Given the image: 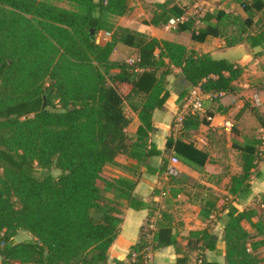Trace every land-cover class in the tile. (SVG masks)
<instances>
[{
  "label": "trees",
  "instance_id": "16d2710c",
  "mask_svg": "<svg viewBox=\"0 0 264 264\" xmlns=\"http://www.w3.org/2000/svg\"><path fill=\"white\" fill-rule=\"evenodd\" d=\"M61 1L74 10L40 0H0L1 264H107L121 223V201L136 210L143 204L132 197L134 176L107 179L105 168L116 167L118 157L144 163L162 154L149 134L154 111L170 97L164 59L182 69L186 87L199 85L211 94L231 93L243 72L235 64L208 55L194 58L181 45L119 28L109 42L97 43L99 33L115 29L113 18L126 14L128 0ZM260 2L258 29L247 38L252 47L264 45V0ZM220 19L218 27L232 25L241 32L244 26L230 14ZM117 33L131 40L136 61L110 59ZM241 41L233 34L226 46ZM159 68L166 69L161 76ZM123 83L131 85L127 95L117 87ZM186 87L182 85L178 100L187 94ZM126 102L140 122L133 137L125 133L132 120ZM254 151L243 154L242 174L233 178L237 187L249 180ZM37 169L43 172L37 174ZM102 186L116 195L103 196ZM253 215L250 210L228 212L222 234L225 264H263L255 251L264 240L253 244L242 226L246 221L254 227ZM19 231L34 239L16 242ZM146 235L143 228L126 260L113 264H144L140 253ZM153 240L156 251L161 244ZM133 254L138 255L134 260Z\"/></svg>",
  "mask_w": 264,
  "mask_h": 264
},
{
  "label": "crops",
  "instance_id": "0c3cea01",
  "mask_svg": "<svg viewBox=\"0 0 264 264\" xmlns=\"http://www.w3.org/2000/svg\"><path fill=\"white\" fill-rule=\"evenodd\" d=\"M192 1L128 0L126 14L112 20L113 32H101L97 36V43H106L117 28L128 30L159 42L181 45L194 52V58L208 55L243 70L233 83V91L222 94L214 102L205 101L200 120L188 119L182 134L175 138L172 122L185 97L178 100L182 85L186 87V84L182 80V69L169 65L164 59L166 69L170 70L165 76V81L170 84L166 87L170 97L161 109L154 111L153 131L149 134V142L162 154L144 163L118 157L116 167L105 168L115 173L111 179L134 176L136 185L132 197L143 204L136 210L121 201V223L107 251V264H113V260H126L130 248L139 241L141 230L156 214L159 219L153 239L156 237L161 247L154 252L152 264H189L193 262L191 255L198 253L205 256V261L225 264L222 234L231 209L254 212L251 221L256 225L252 227L245 221L242 226L250 234L253 244L259 245L264 240V157L259 155V139L252 137L253 128L247 123L248 119L252 120L249 108L254 106L253 96L259 99L264 113V45L252 47V40H247L256 34L263 6L260 0H210L209 11L198 21L189 19L182 24L169 25L171 20L184 16ZM226 14L244 22L241 32L232 25L218 27L222 23L220 17ZM233 34L243 41L227 47L226 39ZM117 37L110 59L126 63L136 61L138 51L130 46L131 40H123L120 33ZM158 54L156 50V57ZM164 69H158V76ZM117 87L123 95L129 94L131 89L129 83ZM128 102L126 107L132 120L125 133L133 137L140 122L137 111H132ZM225 123L231 127H225ZM260 128L264 130V126ZM168 140L172 142L169 144ZM254 147L256 156L249 180L237 187L233 178L242 174L243 154ZM171 157L178 160V175L169 178L165 176V169ZM24 235L25 232L19 231L15 241L23 242L17 239ZM255 254L264 256V247H258Z\"/></svg>",
  "mask_w": 264,
  "mask_h": 264
},
{
  "label": "built area",
  "instance_id": "2783aa9c",
  "mask_svg": "<svg viewBox=\"0 0 264 264\" xmlns=\"http://www.w3.org/2000/svg\"><path fill=\"white\" fill-rule=\"evenodd\" d=\"M210 0H193L191 5L186 9L184 16L180 18L173 19L169 22V25L182 24L185 21L192 19L193 21H198L200 18L204 17L209 11L208 3ZM108 35V34H106ZM223 93H207L198 86H191L188 88L187 94L185 95L181 106L177 110L173 122H172V132L173 137H179L184 129V122L189 118H195L204 114V102L217 100ZM252 103L254 106H259L260 102L256 96H253ZM210 120V118H207ZM225 127L230 128L229 123L224 124ZM262 134L259 139L258 153L260 156L264 157V130H261ZM178 160L175 157H171L165 169V176L172 178L177 177L178 170L176 165ZM159 219L158 214L154 215L146 224V246L140 253L144 259V264H152L153 255L155 252V242L153 240V232L156 228L157 220ZM138 255L133 254L132 260L136 259Z\"/></svg>",
  "mask_w": 264,
  "mask_h": 264
},
{
  "label": "rangeland",
  "instance_id": "374dc122",
  "mask_svg": "<svg viewBox=\"0 0 264 264\" xmlns=\"http://www.w3.org/2000/svg\"><path fill=\"white\" fill-rule=\"evenodd\" d=\"M40 1H47V2H50L58 7H61V8H64V9H69V10H74V6L65 2V1H61V0H40ZM167 82V81H166ZM170 84L167 82L166 83V86L168 87ZM173 86V85H172ZM250 112H249V115L252 117L250 119L247 120V123L248 125L253 128V132L251 133L252 134V137L255 138V139H258L262 134V131H261V128L260 127H263L264 126V113L262 111V105H259V106H253L251 108H249ZM198 118V120H197ZM195 119L197 121L200 120V116H197L195 117ZM254 121V123L252 122ZM114 169V168H113ZM43 171H41L40 169H37V174H41ZM54 173V172H53ZM115 173L112 171V170H108L106 169L105 170V173H104V176L107 178V179H111L112 175H114ZM101 194L103 196H106L108 198H110L111 196L113 195H110V194H113L111 191H106L104 189V186L101 187ZM115 196V195H114ZM113 196V197H114ZM22 232H25V231H22ZM26 232H25V235L23 237H19L17 239V241H30L33 239V237H31V235L27 234L26 236ZM16 240V238H15ZM260 258H264V256L262 255H259ZM205 260V256L204 255H201V254H195V255H191V263L189 264H201V262ZM264 264V262H263Z\"/></svg>",
  "mask_w": 264,
  "mask_h": 264
},
{
  "label": "water",
  "instance_id": "95a60500",
  "mask_svg": "<svg viewBox=\"0 0 264 264\" xmlns=\"http://www.w3.org/2000/svg\"><path fill=\"white\" fill-rule=\"evenodd\" d=\"M45 107V98L43 99V108Z\"/></svg>",
  "mask_w": 264,
  "mask_h": 264
}]
</instances>
